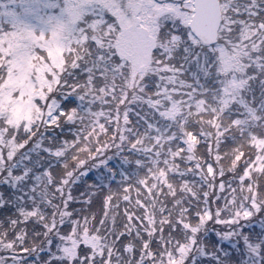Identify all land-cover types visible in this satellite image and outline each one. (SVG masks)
<instances>
[{
	"label": "snow or ice",
	"instance_id": "snow-or-ice-1",
	"mask_svg": "<svg viewBox=\"0 0 264 264\" xmlns=\"http://www.w3.org/2000/svg\"><path fill=\"white\" fill-rule=\"evenodd\" d=\"M0 264H264V0H0Z\"/></svg>",
	"mask_w": 264,
	"mask_h": 264
}]
</instances>
